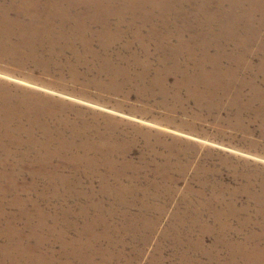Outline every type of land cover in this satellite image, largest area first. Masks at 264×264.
Returning <instances> with one entry per match:
<instances>
[{
    "label": "rangeland",
    "instance_id": "1",
    "mask_svg": "<svg viewBox=\"0 0 264 264\" xmlns=\"http://www.w3.org/2000/svg\"><path fill=\"white\" fill-rule=\"evenodd\" d=\"M124 1L130 5L136 3L135 5L139 6L148 0ZM191 1H186L184 5L175 4V7L187 11ZM247 2L249 3L246 6L240 4L228 10L229 12L236 11L235 13L247 19L248 28L243 31L244 33L248 32L252 35L260 33L262 36L264 21H262L261 11L252 13L250 20L251 12L247 13V10L251 5L253 6V1L247 0ZM185 14L189 16L188 12ZM203 20L206 21L205 18ZM192 21L189 18L190 28L195 32L198 40L206 42L212 40L209 37L210 33L203 28L196 27V24L194 26ZM230 47L232 46L227 47L228 50ZM237 49L241 51V48ZM263 52V48L261 49L258 44H253L250 54L257 62ZM156 60L157 56L153 57L152 63H157ZM60 62L63 63L64 60L58 59L56 63ZM76 64L79 66L75 74L67 67L54 66L44 69L34 60L23 62V60L0 56V83L7 85L13 96L14 94L20 95L22 100L38 102L44 109H52L50 117L46 115L41 119L43 125L59 126L56 122L57 118L73 126L89 123L97 125L107 137H115L116 142L125 145L124 154L117 155V157L115 154H109L113 156L112 158L118 159V165L120 164L114 175H124L122 181L127 183L130 176L137 174L138 182L132 181L127 184L136 189L138 193L142 192L140 189H146L144 200L149 204L155 206H161L163 204L161 202L167 204L162 222L150 237L149 242L141 241L131 234L125 237L124 245L127 246L125 251L138 250L139 252V260L132 264H151L155 258L161 259L162 264H183L182 260L186 255L201 264H218V261H211L205 251L213 252V256L217 253L222 262H228L232 256V247L246 243L249 233L255 225H258L257 221L260 217L256 215L257 205L254 201L256 194H260L259 197L263 194L261 196L263 201H260V204L264 210V119L260 113L259 104L254 103L250 107L252 111L241 109L243 112L241 111V115H238V104L234 102L233 105L236 106L228 108L232 105L228 104L229 97H226L224 101L220 98L221 101L215 102L221 107L208 110L206 108L207 95H202L201 90L194 94L186 88L178 89L177 76L173 73L160 74L153 69L150 70L149 76H135L131 81L127 79L126 82L123 79L120 82L114 80L107 86L110 82L107 75L85 72L84 66ZM161 79L163 83L154 82ZM26 123L29 124V122ZM35 133L42 134L40 131ZM70 133L71 131L67 129V138H70ZM93 135H90V140L94 138ZM20 136L29 137L24 132H21ZM28 150L18 147L15 151L12 150L13 153L7 155L0 151V157L8 162L3 166L5 171L0 172V205L5 204V208L0 209V215L4 216L6 212L14 215L17 213L15 226L23 229L24 235L31 233L32 230L26 228V219L22 216L18 218V215L22 214V211L31 214L33 224L38 227L40 233L30 242L31 247H35V251L42 247V249L47 248V252L62 253L61 243L57 239L62 236L60 233L63 229L68 227L66 223H61L64 219L70 222L77 221L78 227H84L88 223L93 229L86 230L87 233L82 235L77 234L75 230L63 235L81 241L91 239V247H98L108 245V239L102 235L105 227L117 228L118 236L122 237L123 227L126 225L141 229L146 225L144 222L146 218L143 215L146 214L148 218L154 217L153 212L147 211L143 203L139 202L138 198L144 196L134 193L132 195L119 194V200H122L119 202L118 196L116 195V198L114 196V185L104 196L100 195L99 198L93 199V202L85 201L84 198L72 197L79 189L82 192L92 189L102 191L106 184L112 185L115 181L113 178L115 176L112 175L111 179H104L103 183L100 181L101 178L99 180L97 176H94L92 184L85 176L82 178L78 175L82 179L77 178V183L71 184L74 187L71 191L68 185L62 187L59 178L56 182L63 189V194L56 189L55 193L61 194L62 197L53 199L52 190L57 184H53L54 186L46 184L39 172L58 170V173L72 174L77 168L75 163L66 164L64 161L69 151L51 158L44 157L45 163L37 164L33 162L34 155L22 158ZM85 152L83 151L79 156L83 157L85 154L96 160L101 156V164L109 160L104 153L97 152L88 155ZM70 154L77 155V151L70 152ZM20 157L22 159L13 164L14 160ZM85 159L86 163H82V166L87 167L89 159L86 157ZM123 160L126 161L127 166L125 171L121 167ZM166 160H171L170 168L160 174L159 168L166 163ZM100 170L103 172L108 169L104 167ZM90 172L86 174H94L93 171ZM2 173H4L3 176ZM163 173L168 174L170 178L164 179ZM109 174H111L110 171ZM204 182L207 183L205 186ZM149 193L154 198H149ZM214 194L218 196H213ZM219 196L224 198L221 200L222 203L217 200ZM184 197L197 205L213 201L208 208L205 206L207 211L202 221L205 227L212 228L214 232L205 230L202 233L201 224L182 221L185 225H181L180 231L184 232L186 226L193 241L198 243L192 247L183 244L182 248L176 249L172 245L174 240L170 232H167V239H165L166 235L164 238L163 235L167 226L177 221V219H172L174 211L185 210ZM99 201L102 206L98 205ZM81 206H90L87 210L90 216L88 219H77ZM63 207L71 209V214L65 216L61 209ZM128 209L134 216L126 223L127 219L125 220L122 211ZM215 212L219 213L218 217L215 216ZM58 213L60 216L56 218ZM99 216L104 219L102 222L99 221ZM2 217L0 216V227L3 226ZM4 222L6 223L5 219ZM53 224H57L59 228L48 232ZM1 229L0 247L6 249L9 244L8 237H5L6 233H2ZM91 234L97 236L93 237ZM24 237L27 238L28 235ZM42 237L48 240L44 238L45 245L46 242L52 240V246L50 244L49 248H45V245L41 243L38 247L40 242L38 239ZM228 241L236 244L232 247L231 245L226 246ZM161 244L163 254L159 257L158 249ZM195 245L200 250H197ZM184 246L189 250L183 249ZM118 249H123V247H118ZM237 259L236 264H240L241 257Z\"/></svg>",
    "mask_w": 264,
    "mask_h": 264
},
{
    "label": "bare ground",
    "instance_id": "2",
    "mask_svg": "<svg viewBox=\"0 0 264 264\" xmlns=\"http://www.w3.org/2000/svg\"><path fill=\"white\" fill-rule=\"evenodd\" d=\"M186 1L189 0H148L136 6V3L130 5L124 0H0V56L23 60V62L34 60L44 69L54 66L67 67L75 74L78 71L77 66L79 65L76 64L78 63L84 66L85 72L107 75L110 79L107 86L114 80L120 82L123 79L126 82L131 81L135 76H149L150 70L153 69L160 74L173 73L177 76L178 89L186 88L194 94L201 90L202 95H207L206 108L208 110L221 107L215 102L221 101L220 98L224 101L226 97H229L228 104L232 106L228 108L236 106L233 105L236 102L239 107L238 115H241L244 109L252 111L250 107L257 102L264 119V52L257 62L250 54L253 44H258L264 50V34L261 36L260 33L254 35L244 33L243 31L248 28L247 19L235 13L236 11L229 12L228 10L240 4L246 6L249 2L246 3L247 0H192L190 5L188 4L187 11L175 7V4L184 5ZM252 1L253 6L251 5L247 10V13L251 12L250 20L252 13L261 11L262 21H264V11H262L264 0ZM185 12H188L189 16ZM189 18L193 20L194 26L196 24V27L203 28L210 33L209 37L214 41L198 40L195 32L190 28ZM204 18L206 21L203 20ZM211 43L214 44L210 45ZM229 45L232 47L228 50ZM237 48H241V51L239 52ZM156 56L157 63L153 64L152 59ZM58 59L64 62L57 64ZM154 82L163 83V79ZM0 86V151L7 155L13 153L12 150L15 151L18 147L29 149L28 151L31 152L26 151V155H22V158L34 155L33 162L37 164L45 163L44 157L47 156L51 158L69 151L68 156L70 152L77 151V155L70 154L64 159L66 164L75 163L77 168L72 174L58 173V170L39 172L46 184L54 186L53 184H57L56 181L60 178L62 187L68 185L71 191L74 189L71 184L77 183V178H80L78 175L82 178L85 176L91 184L94 183V176H97L99 180L101 178L100 181L103 183L104 179H111L112 175L115 176L113 177L115 181L112 185L106 184L102 191L92 189L82 192L79 189L72 197L84 198L85 201L93 202V199L99 198L100 195L104 196L114 185L115 198L117 195L119 200V194L124 195L125 193L144 196L138 198L139 202L143 203L147 211L151 210L154 215L152 218L146 217V214L143 215L146 218L144 220L146 225L141 229L127 227V225L123 227L122 237L118 236L117 228L105 227L102 235L108 239V245L98 247H91V239L81 241L63 235L71 230L82 235L86 230L93 229L88 223L84 227H78L77 221L70 222L64 219L61 223H66L68 227L63 229L60 233L62 236L57 239L61 243L63 254H57L46 251V247L50 244L52 246L53 243L50 240L51 243L46 242L45 245L44 238L46 240V237L39 238L40 242L37 245L39 247L43 243L46 249L41 247L37 252L35 247H31V239L40 235L38 227L33 224L31 214L22 211V214L18 215V218L22 216L26 219V228L32 230L31 233L23 235V229L15 226L17 213L14 215L6 212L4 216L0 215L3 216V226L0 228H2V233H6L5 237H8L9 244L6 249L0 247V264H132L139 260L138 250L125 251L127 248L124 245L125 237L131 234L141 241L149 242L150 237L162 222L167 204L165 202H161L163 203L161 206L149 204L144 200L146 189H140L142 192L138 193L136 189L131 188L127 183L138 182L137 174L130 176L127 183L122 181L124 175H114L120 164L118 165V159L112 158L113 156L109 154H115L116 157L124 154L125 145L116 142L115 137H107L97 125L89 123L73 126L57 118L56 122L59 126L43 125L41 119L46 115L50 117L52 109H44L38 102H28L24 98L22 100L20 95L14 94L13 96L7 85L0 83ZM197 94L200 95V93ZM67 129L71 131L70 138H67ZM88 130L89 134H87ZM38 131L42 134L35 133ZM21 132L29 137H21ZM90 135L94 137L92 140L89 139ZM83 151H86L88 155L97 152L104 153L109 160L101 164V156L96 160L84 154L89 159L87 167H84L82 163H86V159L84 156H79ZM22 158H17L13 164ZM124 160L121 167L125 171L127 166ZM165 162L159 168L160 174L170 168L171 160ZM7 164L5 158L0 157V172L5 171L3 166ZM104 167L108 170L101 172L100 169ZM89 170L94 174H86L91 173ZM167 175L163 173L162 176L164 179H169L170 176ZM203 184L205 186L207 183ZM56 189L63 194V189L57 184L52 190L53 199L62 197L61 194L55 193ZM152 194L155 195V193ZM259 195H255L254 201L257 205L256 215L260 218L257 221L258 225H255L249 233L247 242L237 244L235 247H232L236 244L232 241L226 243V246L231 245L232 247V256L228 262H222L217 253L213 256V252L205 251L211 261H218V264H236L237 257H241L240 264H264V210L260 204V201H263L261 199L263 194L260 197ZM149 198H154V196L149 193ZM183 199L186 204L185 210L174 211L172 219H177V221L171 222V226H167L163 235V238L166 235L165 239H167V232H170L174 240L172 245L176 249L183 247V244L192 247L198 243L193 241L186 226L184 232L180 231L181 225H185L182 221L201 224L202 233L205 230L214 232L212 228L205 227L202 221L207 211L205 206L208 208L213 201L197 205L185 197ZM222 199L224 200L219 196L217 200L221 202ZM98 205L102 206L101 201ZM90 206H81V212L77 214L78 220L90 217L87 211ZM4 208L5 204L0 205V209ZM61 209L65 216L71 214V209L67 207ZM122 212L125 220L127 219L126 223L134 216L130 209ZM218 214L215 212L216 217ZM59 216V213L56 214V218ZM53 219L55 221V218ZM102 220L104 219L99 216V221L102 222ZM58 228L57 224H53L48 232H53ZM25 235L28 237H24ZM91 235L97 236L96 234ZM195 246L197 250H200L197 245ZM118 247H123V249H118ZM185 247L183 249L188 251L189 249ZM158 250L159 257H161L162 244ZM182 263L201 264L187 255L183 257ZM151 264H162V262L161 259L155 258Z\"/></svg>",
    "mask_w": 264,
    "mask_h": 264
}]
</instances>
